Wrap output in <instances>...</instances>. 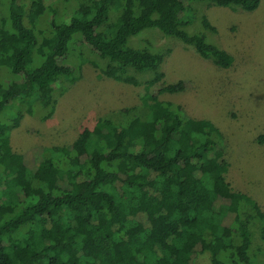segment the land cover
<instances>
[{
	"label": "trees",
	"instance_id": "trees-1",
	"mask_svg": "<svg viewBox=\"0 0 264 264\" xmlns=\"http://www.w3.org/2000/svg\"><path fill=\"white\" fill-rule=\"evenodd\" d=\"M187 1L120 0L130 12L122 18L116 0H75L63 12L47 0H9L0 14V67L17 78L0 83V114L16 104L30 115L45 110L44 120L53 114L55 89L79 77L66 61L76 33L108 60L101 76L137 86L130 69L155 71L146 92L164 77L162 53L128 45L146 28L185 38L217 66L230 67V53L182 30ZM204 1L245 11L260 2ZM186 86L178 80L165 91ZM141 102L124 123L99 117L69 144L32 148L18 158L22 170L12 161L10 125L1 122L0 264H198L203 253L209 264H264L250 228L256 222L264 239V210L226 180L222 131L174 101ZM60 245L68 251L57 253Z\"/></svg>",
	"mask_w": 264,
	"mask_h": 264
},
{
	"label": "rangeland",
	"instance_id": "rangeland-1",
	"mask_svg": "<svg viewBox=\"0 0 264 264\" xmlns=\"http://www.w3.org/2000/svg\"><path fill=\"white\" fill-rule=\"evenodd\" d=\"M59 1L47 0L58 4L61 12L75 6V0ZM115 3L116 12L127 18L130 12L119 8L120 0ZM187 3L182 14L187 22L182 30L187 36L202 35L207 42L230 53L233 57L230 67L217 66L185 38L166 36L157 28H146L128 40L130 46L163 54L158 71L163 72L164 77L146 92L144 82L152 78L155 71L130 69L141 82L137 86L101 76L100 69L108 60L92 51L76 33L66 61L79 77L74 82L63 81L55 89L53 114L44 120L40 117L45 110L30 115L17 104L0 114V124L10 125L12 161L22 170L19 156L29 155L34 147L69 144L82 128L92 127L99 117L107 116L124 123L137 116L143 98L171 100L179 103L188 116L202 123L210 120L222 131L229 164L226 180L264 210V0H260L253 11L210 5L204 0H188ZM8 5L9 0H0L1 15L7 14ZM204 17L213 29L205 26ZM35 54L34 50V58ZM13 78L17 77L0 67V83H8ZM178 80L186 81V89L167 93L166 84ZM129 107L135 109L124 111ZM147 128L151 129L150 125ZM242 210L251 211V207L244 205ZM208 225V222L201 223L202 228ZM257 226L255 222L250 227L255 253L256 249L264 250V239ZM205 248L212 249L209 244ZM184 249H188V245ZM67 251L63 245L57 247V253ZM259 255L264 260V251ZM68 261L73 263L71 258ZM196 262L209 264L207 253L199 255Z\"/></svg>",
	"mask_w": 264,
	"mask_h": 264
}]
</instances>
